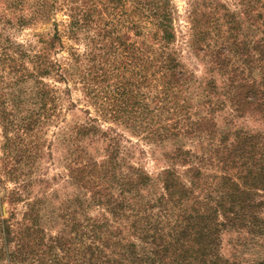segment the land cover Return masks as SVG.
I'll return each mask as SVG.
<instances>
[{
	"label": "trees",
	"instance_id": "obj_1",
	"mask_svg": "<svg viewBox=\"0 0 264 264\" xmlns=\"http://www.w3.org/2000/svg\"><path fill=\"white\" fill-rule=\"evenodd\" d=\"M236 3L193 5L198 78L175 48L171 0L38 1L40 19L64 9L68 23L35 53L0 52V264H264V134L217 122L264 124V0ZM64 37L84 46L66 63L53 57ZM70 82L94 117L67 123L71 92L58 85ZM131 137L168 149L157 179ZM230 230L263 256L225 258Z\"/></svg>",
	"mask_w": 264,
	"mask_h": 264
},
{
	"label": "rangeland",
	"instance_id": "obj_2",
	"mask_svg": "<svg viewBox=\"0 0 264 264\" xmlns=\"http://www.w3.org/2000/svg\"><path fill=\"white\" fill-rule=\"evenodd\" d=\"M40 0H0V52L2 49H7L8 52L14 51L9 46L10 44L22 46L27 52L35 53L39 51L40 41L47 40L54 35L56 31L63 33L66 30L68 23L67 13L64 9H57L47 18L40 19L35 14L37 3ZM53 1V0H50ZM174 10V28L177 37L175 48L179 52V59L182 63L198 78L203 77L205 59L202 55L199 56L195 52L190 41L192 39L190 12L197 0H171ZM233 11L238 10L236 0H221ZM64 48L58 51L53 57L62 63L68 60V48L73 45L77 47L79 44L70 43L65 37L63 39ZM81 50H84L83 45H79ZM22 51V50H21ZM27 61V60H26ZM6 79L10 78L7 69H2ZM62 90L70 89L69 99H66L64 108L74 106L73 112L66 113L67 123L83 121L85 114L84 110H89L90 116H95L94 110L83 99L79 87L73 83L59 84ZM217 122L222 131H230L236 129H244L249 132H261L264 134V124L254 120H238L231 119L226 113L218 114ZM58 130L52 129L49 132V140L54 139V133ZM3 143V132L0 127V147ZM126 145H133L136 153V163L142 166L154 178L157 179L158 174L166 167V162L163 159L164 152L168 149L157 148L156 150L138 138H130ZM187 147L193 148L192 145ZM1 154V152H0ZM45 170L48 172V178H54L62 172L60 166L54 160L45 165ZM8 189L12 185H7ZM160 192V185L156 181L155 186H152L150 192L156 195L155 192ZM23 206L17 208L18 219L21 217ZM11 212L9 206L3 208V215L7 217V213ZM96 214V213H93ZM253 237L245 232H237L234 230L227 231L222 238V254L230 260H237L244 263L254 261L263 255L256 251L254 247ZM3 264V263H2Z\"/></svg>",
	"mask_w": 264,
	"mask_h": 264
}]
</instances>
